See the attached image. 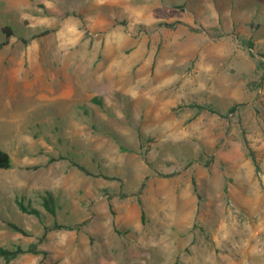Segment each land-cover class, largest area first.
Segmentation results:
<instances>
[{
	"label": "rangeland",
	"instance_id": "obj_1",
	"mask_svg": "<svg viewBox=\"0 0 264 264\" xmlns=\"http://www.w3.org/2000/svg\"><path fill=\"white\" fill-rule=\"evenodd\" d=\"M7 24L0 247L44 251L9 264H264V0H0Z\"/></svg>",
	"mask_w": 264,
	"mask_h": 264
},
{
	"label": "trees",
	"instance_id": "obj_2",
	"mask_svg": "<svg viewBox=\"0 0 264 264\" xmlns=\"http://www.w3.org/2000/svg\"><path fill=\"white\" fill-rule=\"evenodd\" d=\"M169 25L173 26L175 25L174 23H169ZM3 31L5 33L6 38L2 41H0V49L3 48L4 45H6L7 43H9V40L11 38V36H13L15 34V30L13 28V25H5L3 28ZM248 44H251V47H253V42L248 40L246 41ZM93 101L95 103H97L98 105H100L102 108H105V103L103 98L101 97H95L93 98ZM192 106L196 107L199 111H203L205 109H209L212 112H218L220 113V111L213 105V104H207V103H202V102H194L192 103ZM237 109V105H233L230 109L229 112L233 113L235 112ZM117 137V136H116ZM140 137L143 139V134L140 133ZM253 159L256 162V164L258 165V161L256 156L252 153ZM73 163L75 165H77L78 167H80L82 170L89 172L88 168L82 164L81 162L77 161V160H73ZM13 165V158L11 156V154L6 151L5 149L0 148V168L1 169H8L11 168ZM194 185L196 186V190H197V184L194 181ZM44 200V206L53 214L57 213V200L54 197V195L51 193V195H46ZM20 207L26 211L29 210V208L24 204L23 201H19ZM31 212L36 213V215L40 218H42V212L41 210L37 209V208H32L30 209ZM143 219L145 220V213L143 214ZM57 228L59 227H67V228H73L71 225H60L58 223L55 224ZM11 226L13 228H15L17 231L20 232H26V230H24L22 227H20L17 224L12 223ZM25 252H33L36 254H40L43 253V250H40L37 247V243H32L28 246V248H24L23 246H18L17 248L14 249H8V248H4V247H0V255L3 256L5 258V264H9L10 261L14 258H16L17 256H19L22 253Z\"/></svg>",
	"mask_w": 264,
	"mask_h": 264
},
{
	"label": "crops",
	"instance_id": "obj_3",
	"mask_svg": "<svg viewBox=\"0 0 264 264\" xmlns=\"http://www.w3.org/2000/svg\"><path fill=\"white\" fill-rule=\"evenodd\" d=\"M15 7H17V6H14V7L12 6L11 8H14V9H15ZM177 232H178V231H177Z\"/></svg>",
	"mask_w": 264,
	"mask_h": 264
}]
</instances>
